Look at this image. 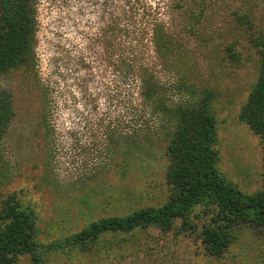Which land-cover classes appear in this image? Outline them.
<instances>
[{"label":"rangeland","instance_id":"1","mask_svg":"<svg viewBox=\"0 0 264 264\" xmlns=\"http://www.w3.org/2000/svg\"><path fill=\"white\" fill-rule=\"evenodd\" d=\"M143 1L153 7L148 9L149 18L158 15L179 48L178 68L159 69L167 101L212 98L219 169L243 192L264 189V136L253 132L240 118L259 76L260 54L252 38L264 34V0ZM116 2L37 0V70L57 96L52 108L62 124L72 119L64 98L71 89L75 91V76L95 73L91 85L99 93L95 105L99 112L108 106L96 83L104 82L101 86L105 87L114 78L100 42L112 25ZM38 90L36 78L29 71L0 73V92L12 94L17 111L0 142V208L3 200L16 193L37 211V239L47 243L80 231L93 220L166 202L165 132L145 140L142 151L131 156L133 165L126 172L116 168L83 184L71 183L79 178L78 170L63 162L76 161L85 153L104 156L102 137H56L55 162L59 165L47 169L43 164L47 160L44 140L34 136L41 110ZM111 110L117 113L115 105ZM154 121L161 126L158 117ZM167 124L162 121V126ZM94 142L99 143L95 146ZM207 220L202 207L191 215L192 224L197 226ZM181 225L177 220L175 228L167 232L158 228L139 230L128 241L130 255L122 264H264V227L242 226L231 246L215 257L206 254L192 230L178 234ZM43 260L44 264H104L78 250L55 251L44 255ZM17 264H32L31 255H23Z\"/></svg>","mask_w":264,"mask_h":264},{"label":"trees","instance_id":"2","mask_svg":"<svg viewBox=\"0 0 264 264\" xmlns=\"http://www.w3.org/2000/svg\"><path fill=\"white\" fill-rule=\"evenodd\" d=\"M36 5L37 0H0V73L24 69L36 78L41 110L34 136L44 140V166L53 170L59 165L55 162L56 137H102L104 156L85 153L76 161L63 162L78 170L79 178L71 183H89L116 168L129 170L131 156L142 151L145 140L165 132L169 191L162 205L93 220L80 231L47 243L37 239V211L13 193L0 208V264H17L23 255H31L32 264H40L44 255L66 250H78L104 264H122L130 255L127 243L139 230L158 228L167 232L175 228L177 220L182 221L178 234L192 230L206 254L219 257L237 239L242 226L264 227V189L243 192L218 167L213 99L167 101L159 69L178 68L179 48L165 22L158 15L149 18L151 5L141 0H117L112 25L104 31L101 42L98 40L114 77L105 87L104 82L96 83L108 106L99 112L95 105L99 93L91 86L95 73L90 65L87 76L74 77L75 91L71 89L64 98L72 117L67 124L56 120L52 105L57 96L37 70ZM252 42L260 54V71L240 118L253 132L264 136V34L252 38ZM80 62L85 63L84 59ZM112 105L117 113H112ZM16 115L12 94L1 91L0 142ZM156 117L169 124L162 126L161 121L158 127L154 124ZM81 149L86 152L85 147ZM199 207L208 216L201 226L191 222V215Z\"/></svg>","mask_w":264,"mask_h":264}]
</instances>
